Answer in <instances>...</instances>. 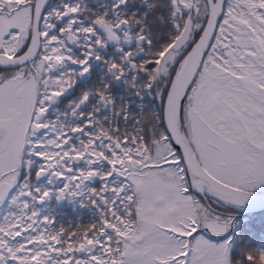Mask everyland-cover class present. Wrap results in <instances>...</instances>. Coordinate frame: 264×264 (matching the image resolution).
<instances>
[{
  "label": "snow or ice",
  "instance_id": "obj_1",
  "mask_svg": "<svg viewBox=\"0 0 264 264\" xmlns=\"http://www.w3.org/2000/svg\"><path fill=\"white\" fill-rule=\"evenodd\" d=\"M246 208L264 0H0V264H264Z\"/></svg>",
  "mask_w": 264,
  "mask_h": 264
},
{
  "label": "trees",
  "instance_id": "obj_2",
  "mask_svg": "<svg viewBox=\"0 0 264 264\" xmlns=\"http://www.w3.org/2000/svg\"><path fill=\"white\" fill-rule=\"evenodd\" d=\"M95 187V185H93ZM74 208L75 213H83L84 211H89L91 213H94V210H89L87 208H82L79 206V204H73L72 206ZM59 211H66L68 207L65 206H59ZM80 215H74L73 220L74 224L82 223L84 218ZM95 216H90L89 222L93 220ZM66 219H55L56 223L58 225L66 226ZM238 220L241 223V230L247 229L250 233V242L252 244H264V211L258 212L255 216L248 214L244 216H238ZM254 225V227H252Z\"/></svg>",
  "mask_w": 264,
  "mask_h": 264
},
{
  "label": "flooded vegetation",
  "instance_id": "obj_3",
  "mask_svg": "<svg viewBox=\"0 0 264 264\" xmlns=\"http://www.w3.org/2000/svg\"><path fill=\"white\" fill-rule=\"evenodd\" d=\"M64 102L67 103V100H65ZM59 206H65V207H68V209L66 211H59L58 209ZM72 206H73V203H70L68 201H65L64 204L60 205L54 198L46 205H37L42 216H47L51 212L54 215L55 219L67 218L66 226L68 227L74 225V220H73L74 215L82 216L84 218L82 223H85V224L89 222L90 216L94 215V213H91L89 211H84L83 213H75L74 208Z\"/></svg>",
  "mask_w": 264,
  "mask_h": 264
},
{
  "label": "water",
  "instance_id": "obj_4",
  "mask_svg": "<svg viewBox=\"0 0 264 264\" xmlns=\"http://www.w3.org/2000/svg\"><path fill=\"white\" fill-rule=\"evenodd\" d=\"M61 203H62V202H61ZM262 210H264V209H258L257 212H260V211H262ZM241 212H242L241 214H243V213H244V214H251V210H250V209H247V208L244 209V210H242Z\"/></svg>",
  "mask_w": 264,
  "mask_h": 264
}]
</instances>
